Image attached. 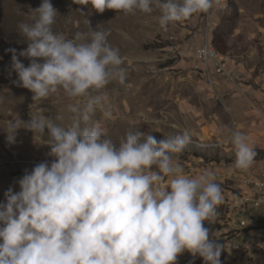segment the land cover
Returning <instances> with one entry per match:
<instances>
[{
	"label": "clouds",
	"instance_id": "9594fccd",
	"mask_svg": "<svg viewBox=\"0 0 264 264\" xmlns=\"http://www.w3.org/2000/svg\"><path fill=\"white\" fill-rule=\"evenodd\" d=\"M105 9L132 13L160 10L162 29L172 22L207 12L219 0H73ZM32 23L19 24L27 47L11 53L18 86L33 101L62 90L68 97H85L70 105L72 121L59 126L51 118L33 116L23 128L47 132L50 155L10 187L0 203V264H177L187 251L204 264H221L223 245L209 238V224L218 215L221 186L205 170L197 177L184 174L174 154L191 142L187 130L157 140L151 133L129 131L117 146L106 138L92 116L103 108L105 95H91L111 81L123 85L126 70L117 48L98 30L66 39L53 31L57 10L42 0ZM203 54V50H202ZM30 61L25 65L19 59ZM226 111L229 109L225 108ZM105 117L111 113L104 111ZM9 141L21 128L6 122ZM233 166L246 170L257 156L248 137L233 131L228 139Z\"/></svg>",
	"mask_w": 264,
	"mask_h": 264
},
{
	"label": "rangeland",
	"instance_id": "374dc122",
	"mask_svg": "<svg viewBox=\"0 0 264 264\" xmlns=\"http://www.w3.org/2000/svg\"><path fill=\"white\" fill-rule=\"evenodd\" d=\"M57 10L53 31L72 39L92 29L108 33V43L119 50L126 70L123 85L111 81L91 95H105L92 121L117 146L129 131L151 133L159 141L187 130L191 142L174 154L184 174L197 177L205 170L215 174L222 202L214 222H204L216 242L223 245L221 264H264V219L254 210L236 206V197L264 190V158L251 167L233 166L235 153L228 142L233 131L244 133L256 152L264 151V0H219L207 12L172 22L162 29L158 8L151 13L97 12L91 4L50 0ZM42 0H0V203L19 179L50 155L48 135L23 128L33 116L51 118L59 126L71 123L70 105L82 106L85 97L71 98L62 90L33 101L32 93L18 86L11 53L27 47L19 24L32 23ZM152 44L162 49H148ZM210 44L219 57L202 62L198 50ZM218 47L225 54L218 52ZM27 67L30 61L19 58ZM225 108L229 109L228 111ZM104 111L111 113L104 116ZM20 123L9 141L6 122ZM246 221V228L241 222ZM177 264H204L185 251Z\"/></svg>",
	"mask_w": 264,
	"mask_h": 264
},
{
	"label": "built area",
	"instance_id": "2783aa9c",
	"mask_svg": "<svg viewBox=\"0 0 264 264\" xmlns=\"http://www.w3.org/2000/svg\"><path fill=\"white\" fill-rule=\"evenodd\" d=\"M203 50V54H202ZM219 57L212 45L207 44L198 50V59L202 62H208L215 60ZM236 206L243 209L245 212L250 208H260L264 206V190H260L258 193L249 194L246 196L241 195L236 197ZM242 227L246 228L247 222L244 220L241 222ZM210 239L212 237H209Z\"/></svg>",
	"mask_w": 264,
	"mask_h": 264
},
{
	"label": "trees",
	"instance_id": "16d2710c",
	"mask_svg": "<svg viewBox=\"0 0 264 264\" xmlns=\"http://www.w3.org/2000/svg\"><path fill=\"white\" fill-rule=\"evenodd\" d=\"M147 48L148 49H162V48H164V46L163 45H159V44H152V45L148 46ZM218 52L220 54H223V55L225 54V50H223V49H221L219 47H218ZM258 158H264V151L263 152H257V156H256L255 159H258ZM209 230H210L209 237H212L211 233H212L213 230H216V228L210 227Z\"/></svg>",
	"mask_w": 264,
	"mask_h": 264
},
{
	"label": "crops",
	"instance_id": "0c3cea01",
	"mask_svg": "<svg viewBox=\"0 0 264 264\" xmlns=\"http://www.w3.org/2000/svg\"><path fill=\"white\" fill-rule=\"evenodd\" d=\"M254 209H256L259 212L258 214L260 215V217L264 219V206L260 208H250V211Z\"/></svg>",
	"mask_w": 264,
	"mask_h": 264
}]
</instances>
